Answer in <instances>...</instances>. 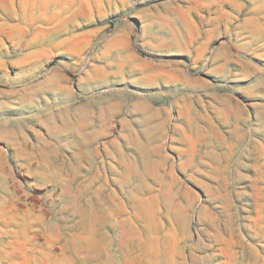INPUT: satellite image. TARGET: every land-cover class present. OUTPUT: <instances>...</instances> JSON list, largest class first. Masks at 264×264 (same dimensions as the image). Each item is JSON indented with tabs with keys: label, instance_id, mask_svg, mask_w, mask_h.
Returning <instances> with one entry per match:
<instances>
[{
	"label": "rangeland",
	"instance_id": "1",
	"mask_svg": "<svg viewBox=\"0 0 264 264\" xmlns=\"http://www.w3.org/2000/svg\"><path fill=\"white\" fill-rule=\"evenodd\" d=\"M0 264H264V0H0Z\"/></svg>",
	"mask_w": 264,
	"mask_h": 264
}]
</instances>
